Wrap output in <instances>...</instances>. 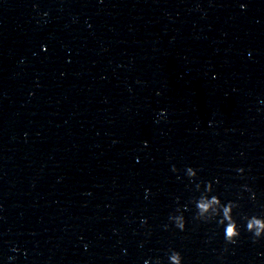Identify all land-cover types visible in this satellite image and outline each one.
<instances>
[{
    "label": "water",
    "instance_id": "1",
    "mask_svg": "<svg viewBox=\"0 0 264 264\" xmlns=\"http://www.w3.org/2000/svg\"><path fill=\"white\" fill-rule=\"evenodd\" d=\"M184 165L264 212V0H0V264H264L162 228Z\"/></svg>",
    "mask_w": 264,
    "mask_h": 264
},
{
    "label": "clouds",
    "instance_id": "2",
    "mask_svg": "<svg viewBox=\"0 0 264 264\" xmlns=\"http://www.w3.org/2000/svg\"><path fill=\"white\" fill-rule=\"evenodd\" d=\"M35 6V5H34ZM246 5L241 3L239 7L243 9ZM47 15V13H43ZM41 51L46 49V45H40ZM163 114L164 110H160ZM146 144L147 141H144ZM170 170L174 173L178 172L175 164L170 165ZM235 173L243 176L245 169L237 167ZM183 176L187 179L190 187L191 195L183 204L177 203L167 214L166 222L162 228L167 230L172 228L183 232L186 226L185 211L191 208L192 219L198 222L209 223L214 222L220 230L223 240L226 244H236L241 235V228L249 233L250 240L255 243L261 238H264V212H239V200L242 193L238 192L236 199H222L221 195L214 190V185L218 180L212 179L199 180L197 179L198 170L191 165H184ZM240 188L248 193V199L255 201L256 193L247 184L240 185ZM148 189H145V193ZM175 199L179 200V197ZM141 225L147 223L146 217L140 218ZM13 252L17 251L15 247ZM167 264H183V257L179 250L169 247L166 252ZM9 260H14V256L8 257ZM142 264H162L161 257L152 256L144 258Z\"/></svg>",
    "mask_w": 264,
    "mask_h": 264
}]
</instances>
